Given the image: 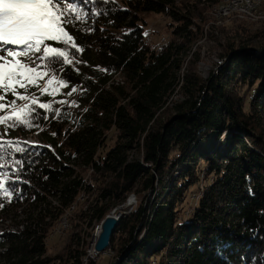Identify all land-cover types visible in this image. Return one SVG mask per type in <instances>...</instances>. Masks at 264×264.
I'll list each match as a JSON object with an SVG mask.
<instances>
[{
	"label": "trees",
	"instance_id": "1",
	"mask_svg": "<svg viewBox=\"0 0 264 264\" xmlns=\"http://www.w3.org/2000/svg\"><path fill=\"white\" fill-rule=\"evenodd\" d=\"M224 1L110 0L97 5L103 15L62 25L82 51L45 42L66 48L73 62L18 89L49 119L31 128L0 123L3 139L38 144L15 153L28 181L19 195L0 197V223L13 221L0 230V264H83V228L97 229L133 194L140 200L118 220L109 264H264V45L221 39L208 78L197 71L198 51L190 53L205 33L227 34V20L213 16ZM151 14L168 20L166 44H149ZM228 21L235 33L244 30V22ZM49 76L68 87L42 92ZM53 86L75 88V108L51 98ZM13 98L8 92L0 102ZM41 102L52 108L40 110ZM70 210L77 220L68 243L46 255L47 236Z\"/></svg>",
	"mask_w": 264,
	"mask_h": 264
},
{
	"label": "snow or ice",
	"instance_id": "2",
	"mask_svg": "<svg viewBox=\"0 0 264 264\" xmlns=\"http://www.w3.org/2000/svg\"><path fill=\"white\" fill-rule=\"evenodd\" d=\"M109 2L110 0H93V7L86 9L80 0H0V93H3L0 94V101L5 100L8 92L14 97L8 104L0 102V110L11 108L10 115H0V123L10 122L13 128L24 125L31 128L38 127L36 122L40 119H49L46 113L36 111L27 103L17 110V101L30 99L18 89L27 91L29 86L37 85L39 79L57 71L54 68L55 64L71 65L73 61L69 58L66 48L45 42L63 43L82 51L62 25H76L94 16L103 15L104 12L97 5ZM41 52L42 56H36L31 63L27 62L30 54ZM20 57H24L25 60L22 61ZM36 60L47 63L36 64ZM54 83L68 87L65 79L56 81L53 77L47 81L49 86ZM41 91L48 92L49 89ZM72 91L76 89L73 88ZM37 103V98H31V105L35 106ZM38 107L40 110H48L52 105L41 102ZM58 115L59 110L52 118L55 119ZM28 117L32 119L29 120ZM22 143L29 142L5 140L0 137V197L11 199L13 194L19 195L18 185L28 182L22 178L24 161L15 157V153L27 151L21 147ZM249 192L252 194L251 189ZM2 206L0 203V207Z\"/></svg>",
	"mask_w": 264,
	"mask_h": 264
},
{
	"label": "rangeland",
	"instance_id": "3",
	"mask_svg": "<svg viewBox=\"0 0 264 264\" xmlns=\"http://www.w3.org/2000/svg\"><path fill=\"white\" fill-rule=\"evenodd\" d=\"M261 9L264 10V7L262 6ZM215 18L218 19L219 17H215ZM229 18L233 19V17H228V18L220 17L219 18V19L227 20L222 23V26L225 28L227 34L221 33L220 30H219V33H216L215 31L210 32V33L207 32L203 35L202 39H199L195 43V45H193L191 48V52H190L191 54H193L195 51L196 52L198 51L197 53L200 55L199 62L197 64V71L203 78H208L210 71L215 69L216 64L219 63V60L217 57V54H219V51L216 45L218 44L219 41L222 43L221 39L224 40L225 42H229L230 40H233L234 38H236L237 42L240 41L244 46L248 47L249 49H257L264 45V26H263L264 19H261L257 22H245L244 21L243 23L244 30L242 32H238L237 34V32L235 33V30H231L232 23L228 21ZM145 20H146L145 33L146 32L149 33V34L146 33L147 35H149V38H150L149 44H152L153 46H158L160 44H166L170 39L169 29L167 28L168 20L165 17L161 15H157V14H151L147 16ZM48 79H52V78L49 76L42 82L41 84L42 89H45V88L49 89L50 87H52L47 84ZM53 88H55L56 90L53 91ZM53 88L51 89V92H50L51 98H53L52 97L53 95L56 97L58 96L59 100L62 103H64L65 106H68V107L74 106L75 108L74 99H75V94H77L76 91L73 92L72 89L58 88V86H53ZM180 101H181V98L178 95H176L173 98L172 102L174 103V102H180ZM25 103L29 104L28 101H23V103L19 104L16 107L17 110L23 107ZM9 113H11V108L0 110V114L2 115H8ZM2 133L5 134L6 132H2ZM114 137L115 136L112 133L108 135V139L106 143L107 148L114 144ZM37 139L39 140L38 137ZM14 140H20L21 142L27 141L29 142L28 144L38 145L35 139L31 137L16 136ZM136 198L137 200H140L137 194L131 195L126 201V203L123 204V206L119 208H122V209H124V207L125 209L134 208L136 206L135 203H137V201H135ZM79 203H82V202L80 201ZM79 207L80 206H77V209H79ZM72 211L73 210L66 212L65 216L61 220H59V222L55 225L53 231L47 236L45 240V244L47 248L46 255L54 256V255L61 253L60 251H62L64 246H66V244L68 243L69 236L73 230L72 228L73 223H75L77 220V219H74V213H72ZM73 212H76V211L74 210ZM112 212L108 215V217L112 215H117V212L116 213H112ZM11 221L10 219H8L6 223L4 222L0 223V230L2 228L3 229L6 228L7 225L13 224V221L12 222ZM102 223L103 222H101L98 225V228L101 227ZM93 228H94V225H92V227L89 229L83 228L84 233H88V236L86 237V242H87L86 252H88V254L90 252L91 253L94 252L96 255L94 256L95 259L91 260V262H88V264H109L110 262H112L111 260H112L113 252L109 250V248H107L103 253H98L95 251L94 247L97 242L98 236L101 232V229L97 228L98 229L97 230L95 227V229L93 230ZM87 260L85 264H87Z\"/></svg>",
	"mask_w": 264,
	"mask_h": 264
},
{
	"label": "bare ground",
	"instance_id": "4",
	"mask_svg": "<svg viewBox=\"0 0 264 264\" xmlns=\"http://www.w3.org/2000/svg\"><path fill=\"white\" fill-rule=\"evenodd\" d=\"M263 1L264 0H225L220 6H218L217 8L214 9L213 14L215 17H219V18L220 17H222V18L223 17L224 18L225 17L226 18L233 17V18L238 19V20L243 21V22L244 21L245 22H257L261 19H264V10L261 9ZM230 6L232 7V9H228V11L225 10V8H230ZM239 9H242V14H236V10H239ZM256 9H260V10H256ZM10 114L11 113H9L8 115H10ZM132 209L133 208L125 209V207H124V209L119 208L118 212L116 211L117 215L111 214L112 216H109V217L107 216V217L112 218L118 222V220L120 219V217L123 214L130 213L132 211ZM116 212L114 211L112 213H116ZM114 216H116V217H114ZM104 220L101 222H104ZM97 228H98V226H97ZM94 255H95L94 252H92V253L90 252L89 254H88V252H86V255L84 256V258L82 260L83 264H85L87 259H88L87 264L91 260L95 259Z\"/></svg>",
	"mask_w": 264,
	"mask_h": 264
},
{
	"label": "water",
	"instance_id": "5",
	"mask_svg": "<svg viewBox=\"0 0 264 264\" xmlns=\"http://www.w3.org/2000/svg\"><path fill=\"white\" fill-rule=\"evenodd\" d=\"M117 224L118 222L112 218H106L104 220L101 226V232L94 247L96 252L103 253L108 248L110 238L113 235Z\"/></svg>",
	"mask_w": 264,
	"mask_h": 264
},
{
	"label": "built area",
	"instance_id": "6",
	"mask_svg": "<svg viewBox=\"0 0 264 264\" xmlns=\"http://www.w3.org/2000/svg\"><path fill=\"white\" fill-rule=\"evenodd\" d=\"M228 9H232V7L230 6V8H225V10H227V11H228ZM256 10H260V9H256ZM236 14H242V9L236 10ZM105 160H106V156H105V154H102L101 163H104ZM85 181H88V180H85ZM135 201H137V199ZM98 229H101V227ZM94 256H96V255H94Z\"/></svg>",
	"mask_w": 264,
	"mask_h": 264
}]
</instances>
